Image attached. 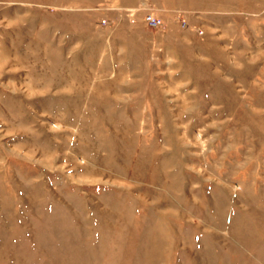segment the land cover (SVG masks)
Instances as JSON below:
<instances>
[{"label": "rangeland", "instance_id": "1", "mask_svg": "<svg viewBox=\"0 0 264 264\" xmlns=\"http://www.w3.org/2000/svg\"><path fill=\"white\" fill-rule=\"evenodd\" d=\"M231 5L0 0V264H264V17Z\"/></svg>", "mask_w": 264, "mask_h": 264}, {"label": "crops", "instance_id": "2", "mask_svg": "<svg viewBox=\"0 0 264 264\" xmlns=\"http://www.w3.org/2000/svg\"><path fill=\"white\" fill-rule=\"evenodd\" d=\"M231 7L238 9V14H242V9H248V13L251 16L256 18L264 17V0H232ZM263 22L264 20L261 21V23Z\"/></svg>", "mask_w": 264, "mask_h": 264}, {"label": "built area", "instance_id": "3", "mask_svg": "<svg viewBox=\"0 0 264 264\" xmlns=\"http://www.w3.org/2000/svg\"><path fill=\"white\" fill-rule=\"evenodd\" d=\"M145 21L147 23V25L153 29H159L161 27H163V22L161 21V19L157 18L156 16L149 14L146 16ZM202 34V33H200Z\"/></svg>", "mask_w": 264, "mask_h": 264}]
</instances>
